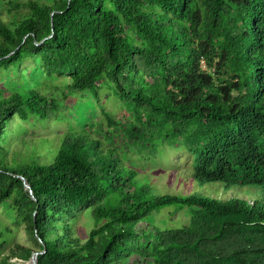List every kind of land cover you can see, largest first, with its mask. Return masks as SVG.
Returning <instances> with one entry per match:
<instances>
[{
  "label": "trees",
  "instance_id": "obj_1",
  "mask_svg": "<svg viewBox=\"0 0 264 264\" xmlns=\"http://www.w3.org/2000/svg\"><path fill=\"white\" fill-rule=\"evenodd\" d=\"M7 10L0 204L8 200L31 244L16 243L1 264L43 250L37 264H264V195L217 198L195 187L264 188V0H9ZM39 68L98 103L108 85L129 116L103 108L106 130L91 121L53 143L29 138L25 123L58 116L69 95L37 87ZM28 142L50 162L13 147ZM166 147L190 154L175 172L192 182L185 192H157L129 157L168 158ZM188 206L180 226L150 218Z\"/></svg>",
  "mask_w": 264,
  "mask_h": 264
},
{
  "label": "rangeland",
  "instance_id": "obj_2",
  "mask_svg": "<svg viewBox=\"0 0 264 264\" xmlns=\"http://www.w3.org/2000/svg\"><path fill=\"white\" fill-rule=\"evenodd\" d=\"M8 2L9 0H0V9L3 11L6 19L9 18L7 10ZM31 65L32 63L29 61L25 63L24 68H28L27 66L31 67ZM33 72L35 74L33 75V81L36 82L37 87L56 95L60 99L63 98L64 91H68L69 95L65 101L60 100L62 108L58 116L41 119L39 120V124L33 128H31L28 123H25V126L28 128L27 135L29 138L34 139V137L44 136L50 138V143H53L54 139H61V134L66 131L73 129V127L86 126V123L91 121H93V124L95 125L102 124L101 126L106 130L108 123L106 117L102 113L103 108L112 112L117 118H125L129 116L128 111L123 105H121L119 99L113 93L111 94L108 85H102L100 89L101 100L100 103H98L92 92L89 90L70 92L68 89L70 79L68 77H48L44 80L46 74L42 72L41 68H39V71ZM26 76L28 78L27 81L29 82V73H26ZM9 83L10 81L7 80L5 74L0 76V85L8 87L10 85ZM17 122L18 120H15L13 125ZM56 143L58 142L56 141ZM35 145V142H28V144L15 143L13 147L17 149L21 155H24L27 158H30V156H38L43 163H49L50 161H43V155L46 154V151L44 149H37ZM44 147H47V145L45 144ZM166 150L169 155L168 158L165 155L158 154L153 159H148L144 156L145 154H140L136 150H131L129 157L132 160L139 162L141 171L147 173L157 192L165 194L178 193L179 191L185 192V186H190L192 182L188 179L187 175H184V173H179L176 177L175 172L179 171L181 167L190 164V154L185 150H175L170 147H166ZM47 159L50 160V157L48 156ZM195 187L201 192L217 198L239 197L249 198L253 201L252 197L264 195V188L256 185L226 188L221 183L208 182L206 183V187H213V190L209 191L206 187L200 188L197 185ZM7 202L8 200L0 204V245L3 243V247H0V264L3 256L9 254L10 249L15 246L16 243L24 245L31 244L24 226L21 225L17 227L15 225L14 211L5 204ZM190 215L191 207L189 206L178 211L175 210V207H166L160 213L154 212L150 218L158 224L160 223L161 225L170 227L180 226L182 225L181 223H187L190 219ZM79 223L84 225L86 231H88L93 225L91 216L84 213L80 215ZM143 223V225H145V222ZM86 236V232L84 231L83 237L86 238ZM10 262L11 264H28V260L18 257L12 258ZM126 264L130 263L127 262ZM143 264L153 263L150 261Z\"/></svg>",
  "mask_w": 264,
  "mask_h": 264
},
{
  "label": "water",
  "instance_id": "obj_3",
  "mask_svg": "<svg viewBox=\"0 0 264 264\" xmlns=\"http://www.w3.org/2000/svg\"><path fill=\"white\" fill-rule=\"evenodd\" d=\"M21 177H22V179L24 181L25 187L27 189H29L30 194H32V197L35 198V196L33 194V190L31 188V185L29 184L28 180L25 177H23V176H21ZM43 252H44V250L43 251H34L33 254H32V256L30 257V259L28 260V263L29 264H37V262H38V256H39L40 253H43Z\"/></svg>",
  "mask_w": 264,
  "mask_h": 264
},
{
  "label": "bare ground",
  "instance_id": "obj_4",
  "mask_svg": "<svg viewBox=\"0 0 264 264\" xmlns=\"http://www.w3.org/2000/svg\"><path fill=\"white\" fill-rule=\"evenodd\" d=\"M29 264V263H28Z\"/></svg>",
  "mask_w": 264,
  "mask_h": 264
}]
</instances>
